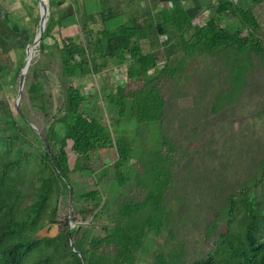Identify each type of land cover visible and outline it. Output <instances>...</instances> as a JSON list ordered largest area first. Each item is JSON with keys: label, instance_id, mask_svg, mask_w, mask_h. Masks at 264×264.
<instances>
[{"label": "trees", "instance_id": "16d2710c", "mask_svg": "<svg viewBox=\"0 0 264 264\" xmlns=\"http://www.w3.org/2000/svg\"><path fill=\"white\" fill-rule=\"evenodd\" d=\"M244 1L216 0L214 14L203 25L195 27L179 1L168 9L158 6L157 2L148 4L151 12L147 17L127 20L113 12L115 4L111 0H48L49 14L38 49L43 54L52 46L58 50L61 77L66 86L63 110L54 118L53 124H61V129L58 132L49 127L41 133L48 153L25 115L19 111L15 116L7 102L0 106V264H136L146 231L157 230L162 224L165 192L178 161L176 140L171 134L174 129H166L164 124L166 99L161 93L160 81L177 78L182 72L183 61L171 65L170 55L176 51L177 42L184 60L193 55L213 59L212 51L227 50L235 39L240 41L236 42L238 47L247 44L252 31L248 36H242L225 22L234 14L243 26L258 29L259 22L251 8L264 0H252L250 7L241 5ZM27 15L31 24H38V17ZM97 23L101 28L94 29L93 25ZM33 24L29 28L32 37L35 35ZM70 28L75 32L66 37L63 31ZM254 38L255 49L262 53L259 39ZM175 40L177 42L172 43ZM142 42L148 46L145 52L141 48ZM161 42L170 48L163 57L154 50ZM21 47L18 45L15 49ZM22 62L21 58L16 63L13 79L19 75ZM159 62L162 67H155V72L150 75L148 70ZM115 65H126V78L137 84L135 89L118 84L114 91L105 94L104 87L90 97L75 84ZM24 84L30 99L33 102L39 99L40 108L45 111L36 61L31 64ZM104 101L111 126H117L123 120L133 121L136 133L145 132L150 137L149 151L139 148V154L135 156L131 138L123 133L112 135L109 126L100 118L99 105ZM111 141L116 152L112 166L103 165L94 170V165L89 164L88 173L96 177V187L76 193L70 176L72 169L68 164L67 145L80 159L89 161L92 154ZM212 149H208L209 156L213 155ZM133 157L143 170L134 172L135 181L148 188L141 199L133 195L140 196L143 190L135 189L134 194L123 196V188L129 180L130 167L127 165ZM236 169L234 165L229 168L230 174L236 173ZM250 169L254 183L229 195L225 209L216 210L217 217L210 225L208 234L218 225L217 218L227 221L224 232L217 235L221 245L217 244L214 252L208 251L190 262L180 259L178 254L169 260L163 254L160 259L154 255L156 264H264V161L256 162L254 170ZM110 171L113 180L107 187L105 178ZM203 176L206 177V169L201 170V176L197 175L198 183H202ZM102 183L105 187H101ZM260 183L263 185L262 199L251 190ZM68 186L72 189L73 226L68 228L67 212L56 236L39 237L37 232L42 227L59 222L60 204L64 197L68 200ZM88 215H92V221L107 217L103 233H96L93 223L82 225ZM229 225L234 227L229 228Z\"/></svg>", "mask_w": 264, "mask_h": 264}, {"label": "rangeland", "instance_id": "374dc122", "mask_svg": "<svg viewBox=\"0 0 264 264\" xmlns=\"http://www.w3.org/2000/svg\"><path fill=\"white\" fill-rule=\"evenodd\" d=\"M251 1L246 0L241 5L250 7L253 4ZM130 7L133 13L130 12L128 15L131 17H136L139 12L146 14L144 10L146 8L136 10L135 6L130 5ZM113 12H118L116 6ZM12 13L14 20L11 24H15L10 28L16 29V24L26 28L32 27L33 23L29 22L30 19L25 14L39 18L37 0H19L15 12L12 10ZM258 16L259 27L256 30H251L248 25L243 26L244 23L237 17L226 18L225 22H228L232 31H239L242 36H248L252 31L253 35L247 44H240L241 47L237 46L240 41L235 39L227 50L212 51L213 59L208 58L207 61L202 56L184 60V54L178 47L179 43L177 40L172 42H177V49L170 55V64L174 65L177 61H183V69L181 73H178L177 78L168 81L161 79L160 87L166 99L164 124L166 129H174L172 133L169 132L178 143H174L178 161L173 169L172 182L165 192L163 200L165 216L162 218V224L157 230L151 228L146 231L142 249L137 253L136 264H156L155 256L160 259L163 258L162 254L166 260L178 254L181 257L178 258L190 262L196 257L204 256L208 251L214 252L217 244H220L217 235L224 232L227 222L225 219L217 218L218 225L211 234H208L211 223L217 217L216 210L225 209L229 195L243 186L254 183L250 177V168L254 170L256 162L264 161V1L258 7ZM3 21L5 24V19ZM34 26L36 33L38 24ZM93 27L99 29L101 24L97 23ZM74 32L73 28H70L64 30L63 34L67 37ZM254 37L259 39L262 53H258L255 49ZM12 39H14V45L22 47L15 51L13 46L10 48L9 44L0 41V106L7 102L15 116L20 111L42 134L49 127L60 132L61 124H53V120L61 115L63 110V90L66 83L61 77L58 50L52 46L48 53L43 54L36 46L31 62L32 64L36 61L40 91L45 100L44 111L40 108L39 99L34 102L30 99L25 84L20 99L16 100L18 74L15 79L11 76L16 63L21 58L23 60L25 46L32 42L33 37L30 31L22 28L17 31L16 36H12ZM59 40L58 37L57 41ZM49 43L51 44V40ZM141 48L143 52L147 51V43L142 42ZM169 49L161 42L154 50L159 57H163L167 51H170ZM155 67L161 68L162 62L156 63L148 70L150 75L155 72ZM125 69L126 65H115L105 68L100 75L87 76L76 83L73 82L90 97L104 87H106L105 94L114 91L118 84L128 89H135L137 84L126 78ZM105 105V101L99 105L102 112L100 111L101 117L100 115L98 117L109 126L112 135L123 133L131 138L135 156L139 154V148L149 151L152 146L150 137L146 136L145 132L136 133L133 121L123 120L121 124L111 126V119ZM0 116H2L1 112ZM200 144L204 146L196 147ZM69 146L68 144L66 150L68 164L72 169L70 176L75 183L74 191L81 193L93 189L96 187V177L89 176L88 169L90 165H94V170L103 165L112 166L116 157L114 142L111 141L100 147L90 156L89 161L80 159L73 150L69 149ZM210 147H213L211 156L207 153ZM195 148L198 151H194ZM86 162L88 164L82 171L81 168ZM233 165L237 167V172L230 174L229 168ZM127 167H130L127 173L129 180L126 182L127 186L123 188V196L134 194L135 189L143 190L140 196L133 195L141 199L148 190L146 185H138L135 181V173L143 171L141 164L133 157ZM202 169H206V177L203 176L202 183H198L197 175L201 176ZM111 180L113 177L110 171L105 178L107 187ZM262 180L264 181V177ZM262 186L260 183L251 189L252 194L258 199L263 198ZM101 187H105V184L102 183ZM103 190L105 192V189ZM209 191L212 193L209 194ZM215 193L221 198L214 195ZM64 199L59 209L60 230L69 212V201L65 197ZM217 201L220 203L217 204ZM232 218L234 221V216ZM81 223L84 226L93 223L96 226L95 232L101 234L102 227L107 225L108 219L103 216L101 219L92 221V215H88ZM232 227L234 225H229V228ZM229 232L231 233L230 230ZM37 235L42 237L44 233L37 232Z\"/></svg>", "mask_w": 264, "mask_h": 264}, {"label": "crops", "instance_id": "0c3cea01", "mask_svg": "<svg viewBox=\"0 0 264 264\" xmlns=\"http://www.w3.org/2000/svg\"><path fill=\"white\" fill-rule=\"evenodd\" d=\"M18 1L0 0V21H2V24H0V41L9 44L10 48L11 46H13L12 48L14 49L17 47V45H14V39H12V36H16L17 31H19L22 28L26 29V31H30L29 30L30 27L26 28L23 26H19L17 24H16L17 26L16 29L10 28L11 25H13L11 24V21L14 20L13 19L14 15L12 16L13 14L12 10L15 12V9L17 8V5H18ZM111 1L114 2L115 4L114 7L116 6V9L118 10V12H116L115 14H121L124 19H128L129 17H131L128 15L130 12H132V8L130 7V5L135 6L136 10L146 8L144 9L146 10L145 11L146 14L140 13V12L136 14L137 18H144V17H147L148 14L151 12V6H149L148 4H154V2H157L158 6L160 7L165 6L168 9L169 7L172 6L174 2L179 1L181 5L183 6L185 13L191 19L193 25L196 27L198 25L199 26L203 25L206 22V20H208L211 17V15L214 14V11H215L214 4L216 0H162V1L161 0H111ZM234 1L236 2L237 0H234ZM143 3H144V6H142ZM260 4H262V2L253 5V7L251 8L252 13L256 17L257 20L259 19L258 7ZM25 15L26 17H28L27 14ZM26 17L24 16V20L26 19ZM227 18L233 19L236 17L233 14L232 16H228ZM3 19H5V24H4ZM6 19L8 22L6 21ZM9 19L11 20L9 21ZM201 56L206 59L205 61L208 60V57H206L205 55H193L192 57L200 58Z\"/></svg>", "mask_w": 264, "mask_h": 264}, {"label": "water", "instance_id": "95a60500", "mask_svg": "<svg viewBox=\"0 0 264 264\" xmlns=\"http://www.w3.org/2000/svg\"><path fill=\"white\" fill-rule=\"evenodd\" d=\"M37 6H38V10H39L38 29H37L34 37H33L32 42L28 43L25 46V55L23 58V64H22L21 68L19 69V75H18V91H17V97H16L17 101L20 99V97L22 95L23 86H24V82H25V76H26V74L30 68L31 62L33 60V56L35 54V47L38 46V44L41 40V36L45 30V26H46L48 14H49L48 0H37ZM30 126L39 135V137L41 138L42 142L44 143V145L46 147L47 152L49 153L48 147L45 144V140H44L41 132L34 125L30 124ZM49 157L51 159L50 154H49ZM68 201H69V206H68V208H69V214H68L69 226H68V228H71V226H73V223H72L73 214H72V208H71L72 189L70 186H68ZM60 227H61V224H59V223H48L44 227H42L38 231V233L43 232L44 233L43 236L54 237L60 232L59 231ZM70 246H71V249L74 250L72 240H70ZM78 256L82 260L81 254L79 252H78Z\"/></svg>", "mask_w": 264, "mask_h": 264}]
</instances>
